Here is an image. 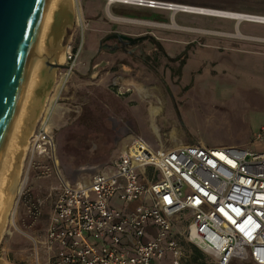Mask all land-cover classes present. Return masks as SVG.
Masks as SVG:
<instances>
[{
  "label": "rangeland",
  "instance_id": "rangeland-1",
  "mask_svg": "<svg viewBox=\"0 0 264 264\" xmlns=\"http://www.w3.org/2000/svg\"><path fill=\"white\" fill-rule=\"evenodd\" d=\"M86 6L91 12H86ZM111 6L106 0H76L72 18L69 12L61 17L54 58L44 64L48 79L39 91L41 104L24 133L17 160L23 183L19 195L23 188L37 209L29 211L18 195L12 222H7L0 236V264H44L40 241L51 211L50 193L59 176L71 181L108 167L134 137H141L154 152L174 148L178 139L186 144L264 151V75L260 69H222L219 75L214 69H192L187 62L193 54L164 52L152 41L161 44L159 38L152 37L144 24L115 14L149 19V11ZM97 8H101L99 14ZM69 48L78 54L71 72L65 61ZM200 56L205 59L210 54ZM203 62L208 67L209 60ZM47 104L53 106L47 131L51 130L54 156L43 163L51 167V174L39 177L31 169L25 179L28 144L48 114ZM152 104L163 106L154 117L148 110ZM188 221L187 214L176 217L171 229L182 246V264H193V244L185 235ZM201 253L206 264H212V258ZM153 264H171V256Z\"/></svg>",
  "mask_w": 264,
  "mask_h": 264
},
{
  "label": "built area",
  "instance_id": "built-area-1",
  "mask_svg": "<svg viewBox=\"0 0 264 264\" xmlns=\"http://www.w3.org/2000/svg\"><path fill=\"white\" fill-rule=\"evenodd\" d=\"M106 2L183 7L156 0ZM77 57L71 48L66 51L68 72ZM52 107L28 144L25 179L31 169L39 177L51 174L43 162L54 156L46 129ZM59 179L40 241L44 264H153L166 254L171 264H182V246L171 229L173 219L184 214L186 239L213 264H264V151L197 143L154 152L134 137L86 182ZM21 196L29 211L37 209L23 188L18 201Z\"/></svg>",
  "mask_w": 264,
  "mask_h": 264
},
{
  "label": "crops",
  "instance_id": "crops-1",
  "mask_svg": "<svg viewBox=\"0 0 264 264\" xmlns=\"http://www.w3.org/2000/svg\"><path fill=\"white\" fill-rule=\"evenodd\" d=\"M156 1L171 3L175 5L199 7L205 10L227 12L234 11L235 14L242 13L264 16V0ZM116 4L120 3L111 4V7ZM133 7L149 11L146 14L152 16V18L142 19L137 17H130L127 15L119 14L118 12L115 14L120 18L137 21L134 23L144 24L146 27L145 29L147 31L150 30V35L152 37L159 38L161 42L160 45L164 52L173 54H193V57L191 59L189 58L187 62L191 65L192 69H214L217 71L218 75L220 73L218 72V70L222 69H260V73L264 75V23L253 21L250 22L248 20H242L238 18L234 19L215 15L211 16L208 14H192L177 9L166 10L139 6ZM100 9L101 8H97L98 14L101 12ZM85 10L86 12H91L88 6L85 7ZM173 24H175L178 28L172 27L171 25ZM202 53H208L210 54V57L203 59L200 56V54ZM195 54H199V58H197ZM206 59L209 60L208 67H204L203 61H206ZM260 73L258 72V74ZM157 99L161 100L160 98ZM160 107L162 110L163 106L160 105ZM160 111L157 115L160 114ZM149 113L152 117L156 116L150 111ZM151 123H153V120L150 121V125ZM49 132L51 133V130H49ZM136 138L142 140L141 137ZM144 143L149 146L146 142ZM184 145L189 144H186L184 141L178 139L174 144V148ZM167 149L160 148L159 150ZM91 175L92 173L86 176L78 178L76 177L71 181H65L69 183H82L86 182ZM117 204L121 205V203L118 201ZM133 206L134 204H130L128 208L131 209ZM161 260H170V255L166 254ZM241 262H249L250 264H254L251 261ZM233 263L234 262H231V264Z\"/></svg>",
  "mask_w": 264,
  "mask_h": 264
},
{
  "label": "water",
  "instance_id": "water-1",
  "mask_svg": "<svg viewBox=\"0 0 264 264\" xmlns=\"http://www.w3.org/2000/svg\"><path fill=\"white\" fill-rule=\"evenodd\" d=\"M50 2L0 0V167L35 60L43 54L39 39Z\"/></svg>",
  "mask_w": 264,
  "mask_h": 264
},
{
  "label": "bare ground",
  "instance_id": "bare-ground-1",
  "mask_svg": "<svg viewBox=\"0 0 264 264\" xmlns=\"http://www.w3.org/2000/svg\"><path fill=\"white\" fill-rule=\"evenodd\" d=\"M74 6H76V0H51L47 15L42 25L39 43L40 50L43 54L35 60L30 77L28 79L25 98L17 121L10 135L0 167V236L5 229L7 222H12V207L16 204V199L18 198L21 185L23 184L22 180H20V163L17 160L18 155L21 152L22 144L25 143V139H23V137H25L24 133L27 132V127L29 126L31 117L34 116L35 108L38 110V107L41 104V102L39 103L40 99H38L40 97L39 91L41 86L48 79L46 71L43 72V69L46 68L44 64L52 62L54 58L53 55L55 54L57 47L59 28L63 23V19L61 22V17H63V14L65 15L69 12L70 17L72 18L71 13ZM178 6H183L181 11L192 14H208L211 16L215 15L234 19L238 18L242 20H248L250 22L253 21L264 23V16L259 15H249L242 13L235 14L234 11L227 12L205 10L203 8L186 5ZM49 105H46L47 111H49L52 107L51 104ZM160 110V106L152 105L149 108V111L154 115H157ZM151 127L157 134V126L151 123ZM46 129H49L48 122L46 124ZM126 147L127 144L123 146V149H126Z\"/></svg>",
  "mask_w": 264,
  "mask_h": 264
},
{
  "label": "trees",
  "instance_id": "trees-1",
  "mask_svg": "<svg viewBox=\"0 0 264 264\" xmlns=\"http://www.w3.org/2000/svg\"><path fill=\"white\" fill-rule=\"evenodd\" d=\"M112 36L111 35H109V36H107V38H111ZM152 41L158 46V47H161V45H160V43L158 42V41H156V40H154V39H152ZM179 59V57H176V58H174V60H178ZM184 63L182 62V65H183ZM192 254H193V256H192V261H193V264H206V262H205V260H204V257H203V255H202V251L199 249V248H197L195 245H192Z\"/></svg>",
  "mask_w": 264,
  "mask_h": 264
}]
</instances>
